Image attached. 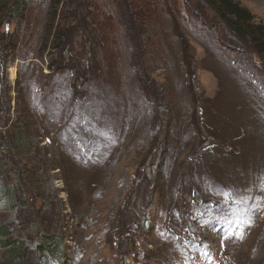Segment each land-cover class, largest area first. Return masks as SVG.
<instances>
[{
	"label": "rangeland",
	"instance_id": "374dc122",
	"mask_svg": "<svg viewBox=\"0 0 264 264\" xmlns=\"http://www.w3.org/2000/svg\"><path fill=\"white\" fill-rule=\"evenodd\" d=\"M1 3L0 264H264L250 36L206 0Z\"/></svg>",
	"mask_w": 264,
	"mask_h": 264
},
{
	"label": "trees",
	"instance_id": "16d2710c",
	"mask_svg": "<svg viewBox=\"0 0 264 264\" xmlns=\"http://www.w3.org/2000/svg\"><path fill=\"white\" fill-rule=\"evenodd\" d=\"M218 13V15L226 19L237 34H245L250 36L254 42L255 50L264 55V39H260V25H252V15L249 11L242 7L234 0H206ZM5 8V4H0V10ZM10 11V10H8Z\"/></svg>",
	"mask_w": 264,
	"mask_h": 264
}]
</instances>
